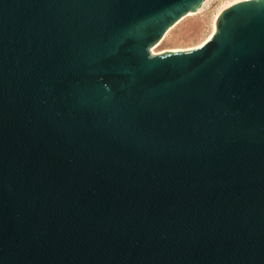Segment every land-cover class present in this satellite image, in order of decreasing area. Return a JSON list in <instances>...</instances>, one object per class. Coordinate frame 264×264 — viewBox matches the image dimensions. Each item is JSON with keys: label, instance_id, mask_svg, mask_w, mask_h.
<instances>
[{"label": "water", "instance_id": "water-1", "mask_svg": "<svg viewBox=\"0 0 264 264\" xmlns=\"http://www.w3.org/2000/svg\"><path fill=\"white\" fill-rule=\"evenodd\" d=\"M204 0H0V264H264V0L150 53Z\"/></svg>", "mask_w": 264, "mask_h": 264}, {"label": "rangeland", "instance_id": "rangeland-1", "mask_svg": "<svg viewBox=\"0 0 264 264\" xmlns=\"http://www.w3.org/2000/svg\"><path fill=\"white\" fill-rule=\"evenodd\" d=\"M231 1L233 0H206L201 10L186 13L170 26L162 38L150 47V53L200 46L206 41L218 10Z\"/></svg>", "mask_w": 264, "mask_h": 264}, {"label": "bare ground", "instance_id": "bare-ground-1", "mask_svg": "<svg viewBox=\"0 0 264 264\" xmlns=\"http://www.w3.org/2000/svg\"><path fill=\"white\" fill-rule=\"evenodd\" d=\"M236 1H238V0H233V1H231L230 3L224 5L222 8H220V9L218 10V12L216 13L215 18H214V20H213V24H212V27H211L210 33H209V35H208L206 41H207V40L212 36V34L214 33V21L216 20V18H217V16L219 15V13H220L224 8H226L228 5H230V4H232V3L236 2ZM205 2H206V0H204V2H203L202 5L197 9V11H199V10L202 9V6H203V4H205ZM189 14H191V12H190ZM206 41H205V42H206ZM202 44H203V43H202Z\"/></svg>", "mask_w": 264, "mask_h": 264}]
</instances>
